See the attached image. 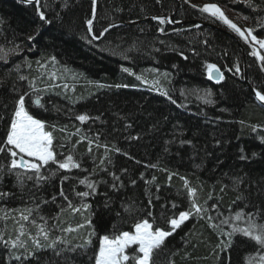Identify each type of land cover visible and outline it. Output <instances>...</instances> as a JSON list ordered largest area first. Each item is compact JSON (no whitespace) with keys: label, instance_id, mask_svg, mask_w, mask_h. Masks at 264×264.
I'll return each instance as SVG.
<instances>
[{"label":"trees","instance_id":"trees-1","mask_svg":"<svg viewBox=\"0 0 264 264\" xmlns=\"http://www.w3.org/2000/svg\"><path fill=\"white\" fill-rule=\"evenodd\" d=\"M210 2L221 6L242 28L255 27L254 18L264 15L249 8L244 0H190L198 6ZM43 3L47 5L44 11L50 24L40 21L31 5L19 0H0V46L12 47L15 43L22 48L18 56L10 57L7 65L0 64V115L9 116L18 94L29 90L28 82L20 81L19 75L31 80L45 71H55L65 77L56 83L78 88L77 92L69 90L66 94L59 88L51 90L54 94L50 92L52 96L43 101L44 108H36L26 97V106L49 125L66 127L63 133L54 132V143H66L65 149H59L65 154L67 148L75 144L74 155L82 162V168L87 169L60 171L42 185L38 192L40 200L51 201L52 196L57 197L55 203L41 205L42 214L55 215L58 206L65 203L59 197L61 176H69L63 187L74 203L78 198L72 189L86 190L78 184V179L94 180L97 190L87 202L92 206L95 235L87 255L78 250L55 257L51 250L41 251L31 264H37V260L40 264H94L88 257L98 247V237L109 234L113 225L121 231L131 230L134 222L142 219L152 222L155 217L154 227L159 225L167 230L166 219L190 207L181 177L187 179L190 187L197 188L198 203L209 208L218 205L225 215L230 209L233 213L241 208L245 212L264 209V142L261 141L264 107L257 104L244 82L246 65L251 85L264 93V68L249 54L247 45L225 26L204 19L184 0H161V3L157 0H98L93 33L99 35L111 24L121 23L99 40H92L87 31L86 22L93 16L92 0H43ZM172 14L176 20L191 23L161 26L150 19ZM196 21L213 26L195 28ZM159 27L165 28L163 34L158 32ZM254 34L263 37L264 30L256 28ZM34 35L36 40L29 43L27 38ZM53 56L55 64L50 60ZM36 61L45 63L46 68L41 69ZM206 63H215L221 68L225 74L222 83L214 84L207 79ZM237 64L238 74L235 73ZM16 65H20L19 72ZM123 68H128L129 72H124ZM151 69L168 73L167 87L161 90L167 91L171 99L136 78ZM47 83V77L41 76L36 80V87L44 89ZM205 90L211 91L212 103L196 97V92ZM182 91L185 95H181ZM80 114L92 119L82 124L75 119ZM5 128L6 123L0 121V137ZM77 128L81 135L89 138L99 133L100 144L110 149V163L105 161L100 165L104 147L97 148L93 144V152L89 154L86 141L76 144L79 137L70 134ZM115 148L120 151L116 152ZM242 156L246 158L241 159ZM50 167L55 169L56 166ZM101 167L107 171H101ZM112 173L120 179L115 181ZM113 183L116 188L112 187ZM33 191L36 189L31 183L21 190L14 177L4 176L0 179V192L9 195L0 198V209H18L25 203L32 206L29 201ZM172 203L178 207L172 209ZM149 212L152 217L148 216ZM3 215L0 211V217ZM60 219L65 227L84 222L80 214L71 211L63 213ZM5 223V239H14V222L0 219V229ZM91 230H81L74 234L75 238L70 236L72 246L81 243L80 237ZM224 239L209 226L206 217L193 216L167 238L165 249L156 256V264H169V260L173 264H246L254 242L237 235L233 237L231 248L224 252L218 247ZM12 253L21 255L23 250L6 249L0 242V264H20L12 259Z\"/></svg>","mask_w":264,"mask_h":264},{"label":"snow or ice","instance_id":"snow-or-ice-1","mask_svg":"<svg viewBox=\"0 0 264 264\" xmlns=\"http://www.w3.org/2000/svg\"><path fill=\"white\" fill-rule=\"evenodd\" d=\"M25 5H31L34 7L35 12L40 21L44 23H51L46 16L44 9L47 7L43 3V0H20ZM235 2V0H234ZM244 2L253 11L260 13L264 12V0H259L256 3L255 0H244ZM157 3H161V0H157ZM184 3L190 4V7L196 9L204 19L210 20L212 23H219L230 30L244 45H247L250 49V55L255 57L261 62V67L264 68V38H258V35L254 34L256 28L264 30V15H258L255 19V27L242 28L238 26L236 22L230 19L224 12V10L215 2L205 3L202 6L191 4L190 0H184ZM96 0H92V14L95 18ZM247 19V17H245ZM93 19L87 20V31L93 33ZM152 20L156 21L159 25H173L178 24L180 21L174 20L171 16H152ZM114 26V25H113ZM195 28H200L201 25H193ZM158 32L164 33L165 28L159 27ZM109 31V28H105L99 35L92 34L91 39L96 40L104 36ZM173 31H177L173 29ZM39 35V32L36 33ZM36 35L29 36L28 42L32 43L36 40ZM91 42V41H89ZM11 43V42H10ZM163 43V41H161ZM207 44V41H204ZM22 51L20 45L13 43L12 47L0 46V62L5 65L8 64L10 57L18 56ZM227 53H225L226 55ZM183 56V53H181ZM187 59V57H184ZM53 64L56 63V58L53 56L50 58ZM27 67L31 68V64L25 62ZM41 69L46 68V64L41 61H36ZM205 69L207 73V79L213 80L217 83L224 80V73L215 63H206ZM20 65H16V71L19 72ZM232 71V69H228ZM64 69V72H67ZM124 72H129L128 68H123ZM153 72H158V69H153ZM235 73H240L239 65H235ZM134 74V73H130ZM167 78V73L163 74ZM41 76L47 77L48 83L44 89L36 87V80ZM41 76L29 79L28 76L19 75L20 81L28 82V89L18 94V98L15 100L14 107L9 116L5 117L0 115V121L6 123V128L3 133V137H0V179L4 176H11L15 178L16 185L23 190L28 183L33 185L36 191L31 192L29 203H25L22 208L18 209H0L4 212V215L0 217L5 222L12 220L15 225V238L5 239V233L7 231V224L5 223L3 229H0V242L4 247L9 250L22 249L21 255H15L12 253V259L19 261L20 264H31L33 258L36 257L37 252L51 250L55 257H63L65 253H75L78 250L87 255L89 246L92 245V236L95 235V229L92 227L91 219V204L87 202L88 198L96 193L97 182L88 178L78 179V184L83 185L86 190H75V197L78 198V202L74 203L72 199L65 193L63 183L69 179V176L63 175L60 178L61 187L59 190V197L65 202L58 206V210L55 215H44L41 205H47L50 202L55 203L56 196L51 197V201L45 199L40 200L38 196L39 189L42 185H46L49 180L56 177L60 171L70 173L73 170H83L82 162L74 155L76 145L73 144L70 148H67V154L59 151V149H65L66 143H54L55 131L65 132L66 127L57 128L56 125H49L44 119L34 116L29 108L26 106V97L36 108H44L42 93L48 92L51 89H61L65 94L74 88H71L69 84H58V79L65 78L62 73L43 72ZM142 83L149 85L151 88L161 91V94L168 96L167 91H162L160 87V80L153 79L149 81L143 75L136 77ZM98 87H104V85H98ZM117 87H120L118 85ZM124 87H127L124 85ZM16 91V89H13ZM255 99L264 105V93L259 90L253 89ZM59 94V93H58ZM184 95V92H181ZM211 91L205 90L204 96L200 97L204 99L205 103H212ZM34 97V98H33ZM172 103H176L175 100ZM59 111V109H57ZM76 120L82 124L92 119L87 114H80L75 117ZM51 128V130H49ZM256 126H253V131H256ZM70 135H76L79 139L76 144L87 142L88 153L93 152V144L97 148L104 147V159L100 160V165H104L105 161L110 163L108 158V152L110 151L107 145H101L99 142V133L95 137L89 138L86 135H81V130L76 129L74 133ZM67 140V137L65 138ZM261 141L264 142V137H261ZM116 152L120 149L115 148ZM246 157H241L245 159ZM55 165V169L50 166ZM154 167V165H153ZM101 171H107L106 168L101 167ZM169 175V180H171ZM113 179L118 181L120 178L112 173ZM155 179V177H153ZM184 180V186L187 189V197L190 200V207L188 210L180 211L166 219L167 230L165 227L156 224V218L152 217V213L149 212L148 216L152 217V222L149 219H142L134 222L131 230L121 231L117 225L112 226V231L109 234H105L98 237V247L94 250L93 255L88 259L93 261L94 264H156V256L163 251L166 247L165 242L168 237L172 236L178 229L181 228L185 222L190 220L193 216L201 219L207 218L209 226L217 230L219 235L225 237L221 241L218 247L221 251L227 252L233 244V237L239 235L242 238H246L248 241L254 242L253 252L249 253L246 257V264H264V209L256 208L255 211L245 212L243 208L235 211L234 213L229 210V214L225 215L219 210L218 205H211L205 207L198 203L197 188L190 187L186 178L181 177ZM135 184V181H132ZM147 183H151L148 181ZM113 188H116V183L112 184ZM223 191V189H221ZM9 195L6 192H0V198ZM211 199V196H209ZM240 199V197H238ZM207 203V202H205ZM151 204V201H149ZM107 207V205H105ZM163 207L167 208V205ZM178 206L175 203L171 204V208L175 209ZM245 207H248L245 205ZM71 211L73 214H80L83 218V223L77 224L75 227L64 226V222L60 217L63 213ZM131 211V209H127ZM88 213V215H85ZM119 215V213H117ZM218 221V222H217ZM227 226V231L225 230ZM92 229L87 232V235L80 237L81 243L72 246V240L70 236L74 237V234H78L81 230ZM34 230V231H33ZM29 242L31 247H29ZM37 264L40 261L37 260ZM169 264H173L169 260Z\"/></svg>","mask_w":264,"mask_h":264},{"label":"water","instance_id":"water-1","mask_svg":"<svg viewBox=\"0 0 264 264\" xmlns=\"http://www.w3.org/2000/svg\"><path fill=\"white\" fill-rule=\"evenodd\" d=\"M20 1V0H19ZM97 4H98V0H96V7H95V16H96V12H97ZM152 17V16H151ZM151 17H150V19H151ZM171 17L174 19L175 17H174V14L173 15H171ZM91 19H93V16H92V18ZM175 20V19H174ZM183 23L184 22H180V23H178V24H173V25H183ZM189 23H191V22H189ZM196 23L197 24H199V25H205V26H213V25H210V24H207V23H203V22H200V21H196ZM117 26V25H121V23H114V24H111L108 28L110 29V28H112V27H114V26ZM88 27V26H87ZM215 27V26H214ZM91 34V36H92V34L93 33H90ZM105 35V34H104ZM96 40H99V39H96ZM218 66V65H217ZM219 67V66H218ZM220 68V67H219ZM221 70V69H220ZM222 71V70H221ZM223 72V71H222ZM224 73V72H223ZM224 77H225V75H224ZM210 82H212V83H214V84H218L217 82H215V81H213V80H209ZM221 82H223V81H221ZM221 82H219V83H221ZM244 82L248 85V87H249V89H250V91L252 92V94H253V96H254V99H255V94H254V91H253V89H255L252 85H251V83H250V81H249V78H248V72H247V66L245 65V75H244ZM256 90V89H255ZM256 100V99H255ZM256 102L260 105V106H262V107H264V105H261L260 104V102L259 101H257L256 100Z\"/></svg>","mask_w":264,"mask_h":264},{"label":"rangeland","instance_id":"rangeland-1","mask_svg":"<svg viewBox=\"0 0 264 264\" xmlns=\"http://www.w3.org/2000/svg\"><path fill=\"white\" fill-rule=\"evenodd\" d=\"M258 38H264V36L263 37H258ZM262 54H264V53H262ZM141 75H143L149 81H152L153 79L160 80V82L163 85V87H164V85L166 83V80H167V78H165L163 76V74H157V72H153L152 70H147L146 72H143ZM71 88H74V91H72V92H74V93L77 92L78 88H76L75 86H73ZM195 95H196V97L200 98V97L204 96V93L196 92ZM200 99L204 102V99H202V98H200Z\"/></svg>","mask_w":264,"mask_h":264},{"label":"bare ground","instance_id":"bare-ground-1","mask_svg":"<svg viewBox=\"0 0 264 264\" xmlns=\"http://www.w3.org/2000/svg\"><path fill=\"white\" fill-rule=\"evenodd\" d=\"M177 21H180V22H184L183 23V25H171V26H174V27H177V26H184V25H189V21H183V20H177ZM114 24V23H113ZM0 64H1V62H0ZM152 70V69H151ZM144 72H146V71H144ZM161 71L159 70L158 72H157V74H165V73H167V72H161ZM168 74V73H167ZM164 76V75H163ZM167 79H169V76L167 75ZM167 81V80H166ZM61 84H64V83H61ZM160 85H161V88H166L167 87V83H165V85H164V87H163V85L161 84V82H160ZM40 89H42L41 87H40ZM51 90H53V89H51ZM51 90H49L48 92H45V93H42V96H43V101L47 98V97H49V96H52V95H50V92H51ZM182 92H184V91H182ZM51 93H53V92H51ZM54 94V93H53ZM184 95H185V92H184Z\"/></svg>","mask_w":264,"mask_h":264}]
</instances>
